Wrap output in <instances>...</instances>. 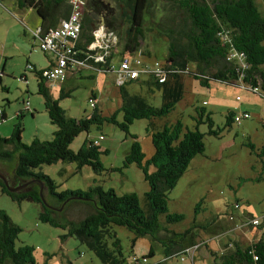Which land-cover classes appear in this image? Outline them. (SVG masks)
<instances>
[{
	"label": "rangeland",
	"instance_id": "rangeland-1",
	"mask_svg": "<svg viewBox=\"0 0 264 264\" xmlns=\"http://www.w3.org/2000/svg\"><path fill=\"white\" fill-rule=\"evenodd\" d=\"M256 2L264 15V0ZM26 12V9L19 8L17 0H1L0 135L8 137L12 134L19 113L23 111L22 140L30 143L34 138L52 139L57 126L51 123L44 97L38 93L36 73L28 68L29 64L37 68L45 66L48 53L41 49L39 40L30 31L36 28L39 21L37 12L32 11L25 16ZM186 21V15L173 0H153L146 15L145 37L138 52L166 61L170 35ZM118 45L119 49H123L122 44ZM195 69L196 63L189 62V73L184 75V95L169 115L159 119H136L129 126L128 133L112 123H105L102 127L94 124L88 132H81L74 138L70 148L78 151L89 139L102 133L105 135L99 142L100 147L107 150L100 155L104 167L101 171L96 172L88 165L79 168L77 163L67 161L44 164L37 169L51 176L58 184V190L87 189L101 184L104 188H114L118 193L136 192L142 208L147 209L145 193L149 190V183L143 171L135 163L123 167L132 141L137 139L140 142L147 160L155 152L151 132L163 129L166 124L181 121L184 130L195 129L198 125L199 130L206 133L205 152L192 159L188 170L170 191L167 211L160 215V222L172 233L170 239H179L178 234L191 230L190 242L210 241L209 244L196 249L193 259L185 254V260H182L179 255L167 256L166 231L161 232L163 236L156 234L135 239V234L127 227L115 225L114 230L121 240L126 258L120 264H131L133 256L142 257L151 250L153 254L144 264H220L213 251L221 254V248L224 250L225 244L235 240V233H238V230H229L234 223L229 220V215L238 218L235 203L241 204L243 209L250 207L255 213L264 211V156L260 155L264 144V95L241 83L210 80L209 86L204 85L192 73ZM99 71L83 69L79 74L67 77L65 92L68 96L61 97L58 86L50 90L68 116L82 118L91 115L94 107L89 98L93 91L98 96L97 107L104 115L112 114L121 107V88L116 83V75L111 71ZM147 79L144 77L143 80ZM124 88L132 95L145 97L154 106L162 104V90L154 84L148 86L132 81ZM27 103H31V110H26ZM204 105L213 113L212 128L216 131L223 129L219 137L208 133L210 127L207 122L197 124L200 118L197 107ZM229 110H248L251 117L225 128ZM2 112L5 113L4 118ZM117 119H123L120 110ZM248 142L253 143L254 148L246 145ZM16 164L17 156L0 158V171L12 186L19 183L14 172ZM149 169L154 171L152 165ZM32 181L28 182L41 187L44 201L30 198L15 201L0 187V208L20 228L16 246L32 247L35 264H106L87 244L74 236L65 237L67 229L41 220L44 205L51 206L53 199L42 183ZM92 211V205L73 200L58 205L55 216L62 222L77 221ZM167 214H182L183 219L167 223Z\"/></svg>",
	"mask_w": 264,
	"mask_h": 264
},
{
	"label": "trees",
	"instance_id": "trees-1",
	"mask_svg": "<svg viewBox=\"0 0 264 264\" xmlns=\"http://www.w3.org/2000/svg\"><path fill=\"white\" fill-rule=\"evenodd\" d=\"M152 1L87 0L82 30L75 41V50L81 52L78 57L87 58L82 51L86 50V43L94 41L93 31L100 25L118 36V44H122L123 52L138 51L145 37L146 15ZM173 1L187 18L170 35L166 61L170 68L178 71L169 72L163 83L152 79L144 80L148 86L154 84L161 88V106L152 105L141 95L128 93L125 85H122V105L114 113L104 115L96 105L89 116L70 117L60 106L58 99L51 94L43 76L44 69L37 70L35 65L29 64V70L34 69L37 75L38 93L44 97L50 121L57 129L53 132L52 139L34 138L30 143H25L22 140L24 128L21 120L24 114L21 111L12 134L8 137L0 135V158L12 159L17 156L15 178L21 183L38 180L53 199L51 206L44 205L41 220L67 229L65 237L74 236L87 244L106 264L126 261L121 240L114 230L115 225L127 227L135 234V239L147 235L161 236V232L166 231L167 256L174 257L183 253L191 230L178 234L179 239H170L169 235L172 233L161 225L160 215L166 213L169 193L188 170L192 159L205 152L206 133L201 132L198 125L195 129L184 130L181 121L166 124L163 129L151 132L155 152L147 160L140 142L137 139L132 141L123 167L135 163L143 171L145 180L149 183V190L145 193L147 209L142 208L136 192L118 193L114 188H104L101 184L87 189L58 190L59 186L54 179L37 169L44 164L67 161L77 163L79 168L88 165L96 172L101 171L104 167L100 155L107 150L95 144L93 138L75 151L70 148L74 138L81 132H88L94 124L102 127L105 123H112L128 133L129 126L136 119H159L169 115L184 95V75L189 73V62L196 63V69L192 73L204 85L209 86L210 80L241 83L264 95V15L256 0ZM17 4L21 9L31 7L36 10L41 18L43 32L59 24L71 12L70 0H17ZM90 61L93 62L92 59ZM68 95L61 90V97ZM119 110L123 112L121 121L117 119ZM197 110L200 115L197 124L207 122L210 127L208 133L219 137L223 129L216 131L212 128V111H206L204 107H197ZM2 114L4 118L5 113ZM236 114V111H228L225 128L236 123ZM246 145L254 148L251 142ZM260 155L264 156V144ZM150 165L154 167L152 172ZM0 187L3 193L15 201L30 198L41 202V187L32 183L19 191H10L0 179ZM73 200L92 205L93 211L77 221L58 220L55 216L57 206ZM182 219V214L166 215L167 223ZM262 229L259 240L247 245L231 240L225 244L221 254L213 251V255L219 258L220 264H264V228ZM19 232V226L0 208V264H35L32 247L16 246ZM152 254L151 250L146 256Z\"/></svg>",
	"mask_w": 264,
	"mask_h": 264
},
{
	"label": "built area",
	"instance_id": "built-area-1",
	"mask_svg": "<svg viewBox=\"0 0 264 264\" xmlns=\"http://www.w3.org/2000/svg\"><path fill=\"white\" fill-rule=\"evenodd\" d=\"M71 12L69 16L63 19L56 26L50 27L47 31L43 32L41 28L32 29L35 38L39 40L40 47L45 52H54V63L43 70V76L48 82H64L68 77L69 70H74L78 66H91L93 68H104L105 71H113L116 75V83L118 86L125 85L128 82L136 81L139 79H152L163 83L169 72H176L178 69L170 68L167 61H160L151 56L145 55L142 52L136 51L135 53H126L122 55L119 65L109 64V67L97 66L93 60V51L101 48L105 52L98 56L97 61H105L106 55L111 47L116 46L119 42L118 36L101 25L102 28H97L93 31L94 41L86 43V50L82 51L87 55L86 59H80L75 50V41L78 39L82 30L83 12L87 4V0H70ZM92 59L93 62L90 60ZM96 63V64H94ZM103 63V62H99ZM28 68H31L29 65ZM89 102L91 106H96L94 97H90ZM29 103H27V106ZM26 106V110L28 107ZM249 112L242 111L235 115V122L240 124L244 119L250 118ZM105 135L100 134L99 137L94 138V143L99 144L100 140L104 139ZM236 203V207L239 206ZM243 225L253 226L257 229L264 228V212L257 216H252L250 219L243 221ZM203 243H196L193 247L185 248L181 256L185 260V254L193 258V253L196 249L201 247ZM148 262L146 255L133 256L131 264H144Z\"/></svg>",
	"mask_w": 264,
	"mask_h": 264
},
{
	"label": "crops",
	"instance_id": "crops-1",
	"mask_svg": "<svg viewBox=\"0 0 264 264\" xmlns=\"http://www.w3.org/2000/svg\"><path fill=\"white\" fill-rule=\"evenodd\" d=\"M18 5V4H17ZM24 9H26L27 10V12L25 13V16H28L29 14H31V12L33 11V12H36V10L35 9H33V8H31V7H28V8H24ZM39 16V15H38ZM21 21L24 23V24H27L25 21H24V19H21ZM36 28L35 29H37V28H41L42 29V27H41V18H40V16H39V21L36 23V26H35ZM99 28H102L101 27V25H100V27ZM32 29H30V31H31ZM43 30V29H42ZM31 33H32V31H31ZM83 42H86V41H83ZM118 46V47H117ZM105 51L104 50H101V48H97V49H95L94 51H93V54H94V57H93V60L97 63H94V64H96L97 66L99 65V66H102V65H104L103 67H105V69L107 68V67H109V64H114V65H116V66H118L119 65V62H120V60H121V57H122V55H124V54H126V53H131V52H123L122 51V49H119V45L117 44L116 46H113V47H111V49L109 50V52L107 53V57H106V59H105V61H97V58H98V56L99 55H101V54H103ZM133 53H135V52H133ZM55 54H54V52H49L48 53V55H47V57H46V61H47V64L45 65V66H42V67H39V68H37V66H36V69L37 70H41V69H45V68H47V67H49V66H51L53 63H54V60H55ZM99 62H103V63H99ZM83 69H96V70H100L99 72H102V71H105V70H103L104 68H99V67H97V68H93V67H91V66H78V67H76L74 70H69V72H68V77H70V76H72V75H76V74H79V72H81ZM111 71V70H110ZM111 72H113V71H111ZM114 74H115V72H114ZM69 79V78H68ZM65 82L66 81H64V82H59V83H54V82H48V81H46V84L50 87V90L53 88V87H59V89L60 90H64L65 91V89H67L66 87H65ZM135 82H139L140 84H145L144 83V80H142V79H139V80H136ZM246 86V85H245ZM120 87V86H119ZM66 93V92H65ZM93 93H94V95H92V96H90V97H94V99H95V101H96V105H98V96H97V94L95 93V91H93ZM90 99V98H89ZM28 107V109L29 110H31L32 109V107H31V103L27 106ZM200 107H204L205 108V110L206 111H211V110H209V109H207L206 107H205V105L204 106H200ZM120 108V107H119ZM241 111H246V112H249L248 110H241ZM237 113L238 112H240V111H236ZM250 113V112H249ZM106 115V114H105ZM110 115V114H109ZM250 115H251V113H250ZM260 179H262V178H260ZM234 208L237 210V214H238V218L237 217H235L233 214H230L229 215V220H231V221H233L234 223H233V226L229 229V230H238V233H235V235H236V237H235V240H238V241H240L241 243H243V244H245V245H247V244H250V243H252L253 241H257V240H259L260 238H261V236H262V232H263V229L261 228V229H257V228H255V227H253V226H246V225H243V221H245V220H248V219H250V217H254V216H257L258 214H260V213H255V211L253 210V209H250V207L249 208H245V209H243L242 207H241V204L239 205V206H237L236 207V203H235V206H234ZM262 212H264V211H262ZM261 212V213H262ZM233 240V239H232ZM229 241H231V240H229ZM209 242L210 241H208V242H202L203 243V245L204 244H209ZM193 242H190L189 241V239L187 240V245H186V247L187 248H190V247H193V245L194 244H196V243H193ZM230 243V242H229ZM202 245V246H203ZM221 250H223L222 248H221ZM194 255H195V251H194V253H193V258H194ZM143 256V255H142ZM192 258V259H193ZM149 259V258H148Z\"/></svg>",
	"mask_w": 264,
	"mask_h": 264
},
{
	"label": "water",
	"instance_id": "water-1",
	"mask_svg": "<svg viewBox=\"0 0 264 264\" xmlns=\"http://www.w3.org/2000/svg\"><path fill=\"white\" fill-rule=\"evenodd\" d=\"M0 179H2L3 181H4V184L6 185V187L10 190V191H19V190H21L22 188H24L25 186H27L28 184H30V183H32V182H26V183H22V184H20V182L18 183V185H16V186H12V185H10V183H9V180H8V178L5 176V174L4 173H2L1 171H0ZM43 185V184H42ZM41 201H44V198H43V195H42V189H41Z\"/></svg>",
	"mask_w": 264,
	"mask_h": 264
}]
</instances>
